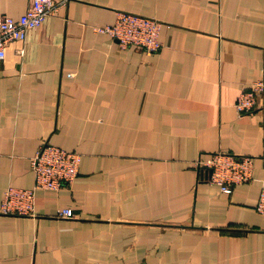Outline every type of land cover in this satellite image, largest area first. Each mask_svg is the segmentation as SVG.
I'll list each match as a JSON object with an SVG mask.
<instances>
[{"label":"crops","instance_id":"obj_1","mask_svg":"<svg viewBox=\"0 0 264 264\" xmlns=\"http://www.w3.org/2000/svg\"><path fill=\"white\" fill-rule=\"evenodd\" d=\"M32 1L0 0V20ZM66 1L0 61V264H264V109L235 110L262 75L264 0ZM120 12L162 22V49L97 31ZM47 143L82 156L79 176L4 214ZM219 152L251 156L253 180L201 181Z\"/></svg>","mask_w":264,"mask_h":264},{"label":"built area","instance_id":"obj_2","mask_svg":"<svg viewBox=\"0 0 264 264\" xmlns=\"http://www.w3.org/2000/svg\"><path fill=\"white\" fill-rule=\"evenodd\" d=\"M67 1L33 0L26 13L18 20L4 16L0 20V61L6 57L7 46L13 41H25L30 32L39 29L45 21L56 15ZM162 22L138 14L118 13L113 25L97 28L109 34L122 48L137 46L147 52L156 53L163 47L160 41ZM264 109V66L261 78L239 96L235 110L239 115L252 113L256 108ZM82 156L74 151L44 144L32 159L35 185L32 189L8 187L2 204L6 215L34 216L36 192L38 190L60 191L71 187L79 176ZM195 166L201 181L218 185L221 192L231 194L237 185L253 180L254 159L251 156L219 152L208 160L197 161ZM264 215V185L257 205ZM72 209H63L59 218L73 217Z\"/></svg>","mask_w":264,"mask_h":264}]
</instances>
